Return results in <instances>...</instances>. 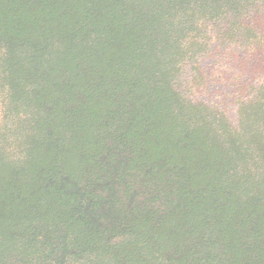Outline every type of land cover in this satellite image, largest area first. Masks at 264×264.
Listing matches in <instances>:
<instances>
[{
	"label": "trees",
	"instance_id": "1",
	"mask_svg": "<svg viewBox=\"0 0 264 264\" xmlns=\"http://www.w3.org/2000/svg\"><path fill=\"white\" fill-rule=\"evenodd\" d=\"M0 264H264V0H0Z\"/></svg>",
	"mask_w": 264,
	"mask_h": 264
},
{
	"label": "rangeland",
	"instance_id": "2",
	"mask_svg": "<svg viewBox=\"0 0 264 264\" xmlns=\"http://www.w3.org/2000/svg\"><path fill=\"white\" fill-rule=\"evenodd\" d=\"M217 58V57H215ZM225 63L227 60L224 61ZM234 63V62H233ZM229 64V66H236L235 64ZM216 64L214 58H205L199 60V65L201 67H206L209 65L211 66V75L214 65ZM220 65V64H218ZM192 65H188L183 73V75L180 77L177 87L180 91H182L188 98L194 100V101H201L209 106L215 108V109H223V106L226 108L227 116L229 117L230 121L234 123V116H235V110L236 106L233 103L231 94V87L228 86V84H222L220 82L219 84H212L208 89H202L200 94L198 89L196 87H193V82L196 76H193L192 71ZM207 70V69H205ZM224 73H226L228 76L231 75L230 70L227 71L225 68H222ZM213 76V75H212ZM218 77V73H217ZM226 105V106H225Z\"/></svg>",
	"mask_w": 264,
	"mask_h": 264
}]
</instances>
